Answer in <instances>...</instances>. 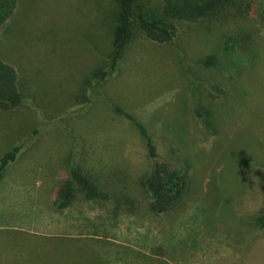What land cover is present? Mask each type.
Instances as JSON below:
<instances>
[{"label":"rangeland","instance_id":"1","mask_svg":"<svg viewBox=\"0 0 264 264\" xmlns=\"http://www.w3.org/2000/svg\"><path fill=\"white\" fill-rule=\"evenodd\" d=\"M141 1L160 10L161 0ZM263 11L264 0H235L216 18L176 22L174 45L137 32L98 82L116 0H19L0 58L34 105L0 111V159L20 148L0 186V264H264ZM213 55L218 67L200 64ZM117 108L147 129L155 160ZM156 164L187 176L182 199L160 215L140 185ZM74 165L99 199L75 192L68 207L54 204L48 224L60 235L32 233L40 214L24 215L3 183L25 179L39 203L54 185L56 200Z\"/></svg>","mask_w":264,"mask_h":264},{"label":"trees","instance_id":"2","mask_svg":"<svg viewBox=\"0 0 264 264\" xmlns=\"http://www.w3.org/2000/svg\"><path fill=\"white\" fill-rule=\"evenodd\" d=\"M19 0H0V36L4 33L7 23L14 18ZM235 0H161L160 10L145 5L141 0H116L118 16L115 19V35L113 52L108 69L99 70L93 77L98 82L106 81L117 69L127 46L137 32L157 43L174 45L177 36L176 22L196 23L213 19L230 7ZM264 14V11L263 13ZM4 37V36H3ZM0 37L6 40L7 37ZM230 47L226 50L228 55ZM219 59L209 56L200 64L205 67H218ZM88 90V89H87ZM86 90V92H87ZM214 96H223L222 90L212 88ZM88 95V94H87ZM81 101V99H80ZM78 103V102H77ZM34 105L25 99L19 89L17 70L0 58V111H12L22 106ZM119 114L129 119L140 132L147 144L148 156L151 160L157 158L155 147L147 129L132 115L121 108L115 109ZM20 148L15 147L10 153L0 159V182L6 170L18 160ZM71 177L60 187L55 200L56 209L69 206L75 192L84 194L88 200L99 199L95 186L84 175L79 166L71 168ZM140 185L151 195V211L155 214L168 212L184 196L187 189V176L166 165L156 164L151 174L141 178ZM241 206V203H238ZM260 229L264 231V215L257 217Z\"/></svg>","mask_w":264,"mask_h":264},{"label":"crops","instance_id":"3","mask_svg":"<svg viewBox=\"0 0 264 264\" xmlns=\"http://www.w3.org/2000/svg\"><path fill=\"white\" fill-rule=\"evenodd\" d=\"M25 179H14V181H10V182H5L3 183L4 185L2 186H6V188H11V190L9 193L3 192V194H5V196H7L10 193H13L15 197L19 196L18 199H22L24 201V215H28L30 216V213H34L37 215L40 214V218L39 221L37 222L36 220V224L38 225L37 228H35L36 230H32V233H35L37 235H39L40 237H54V236H58L60 235V230H57V228L59 226H55L53 227L52 225L48 224L50 221H54V220H58L55 219V209H54V203H55V193H54V188L55 186L53 185L52 187L49 188V190L45 193V199H41V195H35L34 197H37L38 199H40V203L42 205H44L45 207H50L47 208L45 210V212H39L36 210V208H32L33 202L31 200H34V205H41L39 203L38 200L36 199H30L32 195H30L31 191H30V187L27 186V184L24 181ZM6 181V180H5ZM0 182V186H1ZM54 187V188H53ZM32 194V193H31ZM49 201V202H48ZM44 203V204H43ZM54 216V217H51ZM57 218V217H56ZM43 222L44 224H38ZM61 229V228H60ZM62 230V229H61ZM71 235V234H70Z\"/></svg>","mask_w":264,"mask_h":264}]
</instances>
